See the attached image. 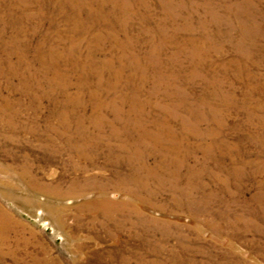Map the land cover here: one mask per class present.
Listing matches in <instances>:
<instances>
[{"label": "rangeland", "instance_id": "374dc122", "mask_svg": "<svg viewBox=\"0 0 264 264\" xmlns=\"http://www.w3.org/2000/svg\"><path fill=\"white\" fill-rule=\"evenodd\" d=\"M0 264H264V0H0Z\"/></svg>", "mask_w": 264, "mask_h": 264}, {"label": "bare ground", "instance_id": "6f19581e", "mask_svg": "<svg viewBox=\"0 0 264 264\" xmlns=\"http://www.w3.org/2000/svg\"><path fill=\"white\" fill-rule=\"evenodd\" d=\"M41 218H42V215H41V216L39 215V219H41ZM43 218H44V217H43Z\"/></svg>", "mask_w": 264, "mask_h": 264}]
</instances>
